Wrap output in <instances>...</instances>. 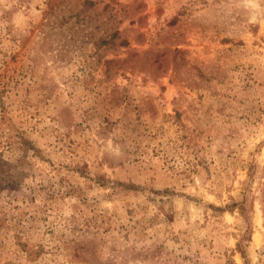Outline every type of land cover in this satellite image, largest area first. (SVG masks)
Masks as SVG:
<instances>
[{"label":"rangeland","instance_id":"obj_1","mask_svg":"<svg viewBox=\"0 0 264 264\" xmlns=\"http://www.w3.org/2000/svg\"><path fill=\"white\" fill-rule=\"evenodd\" d=\"M0 0V264H264V0Z\"/></svg>","mask_w":264,"mask_h":264},{"label":"trees","instance_id":"obj_2","mask_svg":"<svg viewBox=\"0 0 264 264\" xmlns=\"http://www.w3.org/2000/svg\"><path fill=\"white\" fill-rule=\"evenodd\" d=\"M84 2H85V4L92 5V3L90 1H88V0H85Z\"/></svg>","mask_w":264,"mask_h":264}]
</instances>
